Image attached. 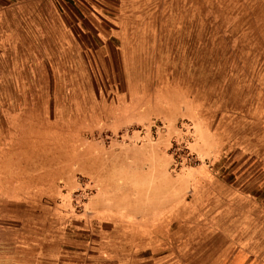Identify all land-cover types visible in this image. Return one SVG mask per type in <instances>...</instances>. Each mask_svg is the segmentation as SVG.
Wrapping results in <instances>:
<instances>
[{
	"label": "rangeland",
	"instance_id": "1",
	"mask_svg": "<svg viewBox=\"0 0 264 264\" xmlns=\"http://www.w3.org/2000/svg\"><path fill=\"white\" fill-rule=\"evenodd\" d=\"M7 8L0 264H264V0Z\"/></svg>",
	"mask_w": 264,
	"mask_h": 264
},
{
	"label": "crops",
	"instance_id": "2",
	"mask_svg": "<svg viewBox=\"0 0 264 264\" xmlns=\"http://www.w3.org/2000/svg\"><path fill=\"white\" fill-rule=\"evenodd\" d=\"M51 2H57L58 3V0H50ZM11 2V0H0V13L4 14L5 10H7L8 8V5L9 3Z\"/></svg>",
	"mask_w": 264,
	"mask_h": 264
}]
</instances>
